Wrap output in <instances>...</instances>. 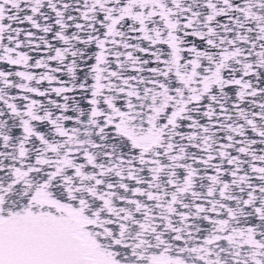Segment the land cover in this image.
Returning <instances> with one entry per match:
<instances>
[{
  "label": "snow or ice",
  "instance_id": "obj_1",
  "mask_svg": "<svg viewBox=\"0 0 264 264\" xmlns=\"http://www.w3.org/2000/svg\"><path fill=\"white\" fill-rule=\"evenodd\" d=\"M0 264H264V0H0Z\"/></svg>",
  "mask_w": 264,
  "mask_h": 264
}]
</instances>
